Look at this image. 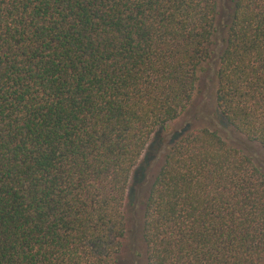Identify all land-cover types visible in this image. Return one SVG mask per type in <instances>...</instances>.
Wrapping results in <instances>:
<instances>
[{
    "label": "trees",
    "instance_id": "obj_1",
    "mask_svg": "<svg viewBox=\"0 0 264 264\" xmlns=\"http://www.w3.org/2000/svg\"><path fill=\"white\" fill-rule=\"evenodd\" d=\"M213 60L224 123L264 148V0H0V264H119L131 181ZM143 239L147 264H264L262 168L184 133Z\"/></svg>",
    "mask_w": 264,
    "mask_h": 264
},
{
    "label": "rangeland",
    "instance_id": "obj_2",
    "mask_svg": "<svg viewBox=\"0 0 264 264\" xmlns=\"http://www.w3.org/2000/svg\"><path fill=\"white\" fill-rule=\"evenodd\" d=\"M219 44L222 46L221 42ZM216 69V60L203 66L199 73L193 104L180 118L156 134L143 156L139 182L131 181L125 204L128 235L124 240L119 264H147V247L143 239L146 201L169 148L184 133L201 128L216 130L229 144L251 156L264 172V148L259 144L248 142L224 123L216 101Z\"/></svg>",
    "mask_w": 264,
    "mask_h": 264
}]
</instances>
